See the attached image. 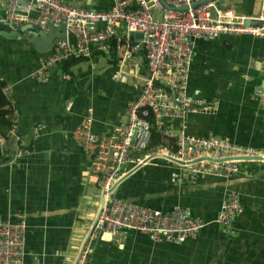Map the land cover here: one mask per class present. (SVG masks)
Segmentation results:
<instances>
[{
    "label": "crops",
    "instance_id": "obj_1",
    "mask_svg": "<svg viewBox=\"0 0 264 264\" xmlns=\"http://www.w3.org/2000/svg\"><path fill=\"white\" fill-rule=\"evenodd\" d=\"M62 1L100 12L113 4ZM5 8L6 1L0 0V20ZM216 8L255 16L260 1L218 0ZM29 15L35 18L37 13ZM52 28L0 22V81L11 87L17 113V140L0 135V220L26 225L25 264L75 263L96 219L102 190L91 159L72 132L90 110L93 132L109 135L125 121L127 104L138 96L148 73L141 38L119 26L111 41L90 46L89 57L58 64L48 80L36 81L32 76L41 59L62 34L60 26ZM129 48H136L133 58L121 67ZM186 82L190 98L216 101L217 109L167 120L166 128L196 138L219 137L264 156L263 39H194ZM229 193L239 196L242 211L232 224H216ZM115 195L165 213L187 210L205 227L182 244L154 242L134 231L120 242L88 238V264H264V162H240L234 177L218 178L193 175L189 168L156 159L128 176Z\"/></svg>",
    "mask_w": 264,
    "mask_h": 264
},
{
    "label": "built area",
    "instance_id": "obj_2",
    "mask_svg": "<svg viewBox=\"0 0 264 264\" xmlns=\"http://www.w3.org/2000/svg\"><path fill=\"white\" fill-rule=\"evenodd\" d=\"M5 1V17L0 20L4 24L14 27L29 24L40 29H46L49 24L66 27L65 38L54 40L51 53L41 59L39 69L32 76L39 82L48 80L52 67L70 58L89 57L90 46L111 41L119 26H124L129 34H142L148 73L138 96L127 104L125 121L114 126L109 135L100 136L92 130L89 110L72 132L92 161L100 189L106 192L89 240L106 236L110 241L120 242L129 231L149 236L154 242L173 244L197 237L205 223L193 219L187 210L176 208L165 213L127 201L109 191L132 169L162 159H149L155 154L168 155L186 164L195 162L182 167L189 168L193 175L218 178L234 177L239 172V163L245 158H264L261 151L252 147L215 136L196 138L164 126L165 121L187 113H210L217 109L216 101H195L187 94L192 41L239 35L264 40V0H259L260 9L255 16H237L231 10H218V0L196 7L191 5L203 0H164L176 10L166 9L160 0H113L111 9L103 12L78 9L62 0ZM181 7L187 10L179 11ZM30 11H35L37 16L32 18ZM156 12L159 18H156ZM134 49L124 52L121 67H126L133 58ZM130 66V72H133L135 65L131 63ZM4 91L11 97L9 85ZM152 119L163 143L151 148ZM13 123L12 132L16 136V112ZM241 211L239 196L229 193L214 222L228 226ZM26 230L23 223L0 220V264H25ZM85 246L76 264H88L91 250Z\"/></svg>",
    "mask_w": 264,
    "mask_h": 264
},
{
    "label": "water",
    "instance_id": "obj_3",
    "mask_svg": "<svg viewBox=\"0 0 264 264\" xmlns=\"http://www.w3.org/2000/svg\"><path fill=\"white\" fill-rule=\"evenodd\" d=\"M212 1H214V0H203V1L199 2V3H195V4L191 5V7H196V6H199V5H204V4L209 3V2H212ZM160 2H161V4H162L166 9H169V10H176V8H172V7L168 6V5L165 3L164 0H160ZM178 10H179V11H185V10H187V8H186V7H181V8H179ZM211 14L214 15V10H211ZM55 26H56L55 24H49L47 27H48V29H53L52 27H55ZM58 26L61 27V30H60V31H61L62 34L58 35V36H60V37H57V38H62V39H64L65 36H66V27H65V25H63V24H60V25H58ZM136 35H138V36L142 39V34H141V33H136ZM54 39H55V38H54ZM54 39H53V40H54ZM14 140H17L16 136L14 137ZM154 157H158V158L165 159V160H167V161L172 162V163L175 164V165H180V166H189V165L195 163V162H191V163H187V164H186V163H183V162H181V161H178V160H176V159H174V158H172V157H170V156H168V155H164V154H155V155H151V156L149 157V159H152V158H154ZM149 159H148V160H149ZM148 160H146L145 163H147ZM212 161H218V160H213V159H212ZM243 161H259V162H260V161H263V162H264V158H261V157H256V158H245V159H243ZM141 166H142V165L137 166L136 168L132 169L128 174H126L123 178H121L116 184H114V186H113L112 189L109 191V193H110V194H115L116 189H117V187L119 186V184H121V183H122V182H123L128 176H130L133 172H135L136 170H138ZM105 195H106V192H105V191H102L101 198H100V204H99V208H98V212H97L96 219H95L93 225L91 226V228H90V230H89V232H88V235L86 236V239H85L84 242H83L82 249H81V251L79 252L78 257H77V259L75 260V263H74V264H76V262L78 261L79 256H80V254H81V252H82V250H83V247L85 246V242H86V240L89 238V236H90V235L93 233V231H94V228H95V225H96L97 219H98V217H99V215H100V212H101L102 207H103V204H104V198H105Z\"/></svg>",
    "mask_w": 264,
    "mask_h": 264
},
{
    "label": "trees",
    "instance_id": "obj_4",
    "mask_svg": "<svg viewBox=\"0 0 264 264\" xmlns=\"http://www.w3.org/2000/svg\"><path fill=\"white\" fill-rule=\"evenodd\" d=\"M74 58L69 59V63L73 62ZM6 85L0 81V135L6 141H10L14 136L13 130V114L15 109L13 107V102L11 97L8 96L4 89ZM152 123V140L150 147H154L162 142V137L157 133L156 127L154 125V120H151ZM241 201V200H240Z\"/></svg>",
    "mask_w": 264,
    "mask_h": 264
}]
</instances>
